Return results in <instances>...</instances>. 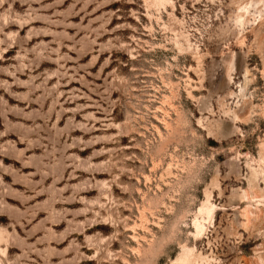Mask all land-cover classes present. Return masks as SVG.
I'll return each instance as SVG.
<instances>
[{"label":"rangeland","instance_id":"obj_1","mask_svg":"<svg viewBox=\"0 0 264 264\" xmlns=\"http://www.w3.org/2000/svg\"><path fill=\"white\" fill-rule=\"evenodd\" d=\"M185 261L264 264V0H0V264Z\"/></svg>","mask_w":264,"mask_h":264},{"label":"bare ground","instance_id":"obj_2","mask_svg":"<svg viewBox=\"0 0 264 264\" xmlns=\"http://www.w3.org/2000/svg\"><path fill=\"white\" fill-rule=\"evenodd\" d=\"M187 261V260H186ZM186 261L184 262V264H186ZM189 263V262H188Z\"/></svg>","mask_w":264,"mask_h":264}]
</instances>
